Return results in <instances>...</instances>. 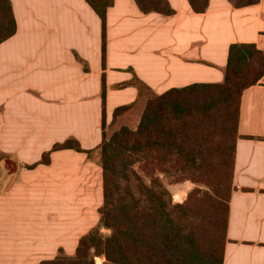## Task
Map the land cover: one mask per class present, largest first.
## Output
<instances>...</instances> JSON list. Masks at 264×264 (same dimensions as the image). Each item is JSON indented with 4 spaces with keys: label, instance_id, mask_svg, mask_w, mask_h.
Instances as JSON below:
<instances>
[{
    "label": "crops",
    "instance_id": "1",
    "mask_svg": "<svg viewBox=\"0 0 264 264\" xmlns=\"http://www.w3.org/2000/svg\"><path fill=\"white\" fill-rule=\"evenodd\" d=\"M167 17L143 14L134 0L107 13L105 68L102 24L85 0H11L16 34L0 44V264H40L59 249L73 255L99 220L102 169L85 153H44L69 138L85 150L102 140L106 121L132 105L117 124L136 129L147 98L224 81L229 47L264 52V0L235 8L210 0L195 13L189 0H168ZM134 120V123H130ZM224 264H264V77L241 98Z\"/></svg>",
    "mask_w": 264,
    "mask_h": 264
},
{
    "label": "trees",
    "instance_id": "2",
    "mask_svg": "<svg viewBox=\"0 0 264 264\" xmlns=\"http://www.w3.org/2000/svg\"><path fill=\"white\" fill-rule=\"evenodd\" d=\"M85 1L101 20L105 68L107 13L115 0ZM134 1L146 15L176 13L168 0ZM229 1L244 8L261 0ZM189 3L202 14L210 0ZM16 32L11 0H0V44ZM263 77L264 52L255 44L235 43L220 84H194L157 95L135 78L132 84L147 98L139 124L108 136L106 128L132 105L116 109L108 125L103 76L100 144L85 150L69 138L28 167L48 165L53 152L70 149L85 153L102 169L97 225L80 238L73 255L59 249L55 258L40 264H224L241 98ZM171 178L195 183L201 178L204 187L177 203L165 182Z\"/></svg>",
    "mask_w": 264,
    "mask_h": 264
},
{
    "label": "rangeland",
    "instance_id": "3",
    "mask_svg": "<svg viewBox=\"0 0 264 264\" xmlns=\"http://www.w3.org/2000/svg\"><path fill=\"white\" fill-rule=\"evenodd\" d=\"M130 123H134V120H130ZM120 127L117 124V121L112 124L111 126L106 128V133L108 136H111L115 131H117ZM201 178L198 179V182L195 183L192 180H185V181H177L173 178L165 180L168 189L173 195L174 201L177 203H183L187 200L188 196L196 189H202L204 184L201 183ZM98 263H101L100 259H97Z\"/></svg>",
    "mask_w": 264,
    "mask_h": 264
}]
</instances>
